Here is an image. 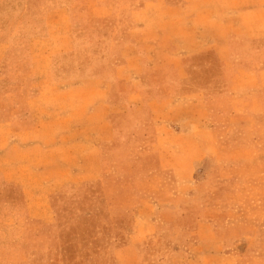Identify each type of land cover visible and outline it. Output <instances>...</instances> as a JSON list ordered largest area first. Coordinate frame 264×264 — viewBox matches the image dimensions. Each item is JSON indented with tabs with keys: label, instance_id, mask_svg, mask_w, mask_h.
I'll use <instances>...</instances> for the list:
<instances>
[{
	"label": "crops",
	"instance_id": "obj_1",
	"mask_svg": "<svg viewBox=\"0 0 264 264\" xmlns=\"http://www.w3.org/2000/svg\"><path fill=\"white\" fill-rule=\"evenodd\" d=\"M0 65V184L12 188L0 193V230L16 232L3 241L42 235L48 258L31 264H64L42 217L50 199L97 181L109 147L123 174L185 160L188 182L202 110L264 71V0H0ZM204 225L211 250L228 248L199 221L193 248ZM136 231L124 246L134 258L119 264L146 262L142 245L168 250Z\"/></svg>",
	"mask_w": 264,
	"mask_h": 264
},
{
	"label": "rangeland",
	"instance_id": "obj_2",
	"mask_svg": "<svg viewBox=\"0 0 264 264\" xmlns=\"http://www.w3.org/2000/svg\"><path fill=\"white\" fill-rule=\"evenodd\" d=\"M234 82L226 98L202 110L200 149L190 153L197 160L188 182L179 181L187 171L185 160L176 172L123 174L112 166L109 147L97 181L63 188L50 199V213L42 217L56 224L64 264L127 263L134 256L124 246L134 228L137 240L154 237L168 248L140 246L147 255L141 264H264V71L244 72ZM221 86L212 89L222 91ZM169 141L176 139L164 136L163 142ZM9 189L0 184V193ZM198 221L217 229L228 248L211 250L212 233L205 225L201 244L193 248L197 241L189 230ZM13 233L0 230V264L48 258L42 235L28 238L24 232L17 244L3 241ZM179 246L186 248L181 252Z\"/></svg>",
	"mask_w": 264,
	"mask_h": 264
}]
</instances>
